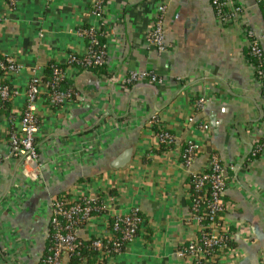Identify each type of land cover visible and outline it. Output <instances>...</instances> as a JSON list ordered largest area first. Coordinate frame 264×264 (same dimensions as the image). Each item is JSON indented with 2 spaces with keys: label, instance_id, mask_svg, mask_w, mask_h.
<instances>
[{
  "label": "crops",
  "instance_id": "0c3cea01",
  "mask_svg": "<svg viewBox=\"0 0 264 264\" xmlns=\"http://www.w3.org/2000/svg\"><path fill=\"white\" fill-rule=\"evenodd\" d=\"M239 1L244 22L263 33L261 5L255 0ZM88 2L18 0L11 8L0 0V54L14 56L23 66L19 74L9 77L13 85L23 87L31 66L45 72L51 61H63L70 50H83L85 38L75 28L94 21ZM157 3L109 0L107 62L120 78L138 70L161 77V82L146 79L126 85L120 79L106 83L93 71L69 74L66 80L78 92L74 100L61 106L49 105L44 97L38 101L40 137L53 138L55 145H39L35 160L20 154L4 157L22 96L0 114V264H13L5 255L12 243L22 244L21 264L38 263L49 231L50 199L78 185L94 195L106 188L112 196L110 213L125 212L136 204L144 217L135 239L109 264H193L177 250L198 233L191 216L189 174L206 164V145L221 160L234 164L227 169L228 185L223 191L227 207L222 213L232 231L233 257H220L216 264H264V100L248 63L241 24L220 22L210 0H168L163 16L167 49L157 51L145 37ZM261 43L264 50V37ZM202 86L209 96L196 107L195 94ZM104 110L112 116L107 121ZM9 114L14 117L11 123ZM153 115L179 134L177 143L187 134L201 141L203 151L190 165L181 164L173 151H158L150 122ZM189 115L194 116L191 125ZM201 120L208 123L205 133L196 127ZM101 125L102 144L92 158L88 152H76L65 161L57 158L61 146L84 152L81 149ZM255 139L262 140V154L250 158ZM127 147L132 150L129 161L122 167L109 166ZM27 182L31 187L19 194L15 205L12 191ZM106 225L102 214L94 215L79 234L86 239Z\"/></svg>",
  "mask_w": 264,
  "mask_h": 264
},
{
  "label": "built area",
  "instance_id": "2783aa9c",
  "mask_svg": "<svg viewBox=\"0 0 264 264\" xmlns=\"http://www.w3.org/2000/svg\"><path fill=\"white\" fill-rule=\"evenodd\" d=\"M5 2L13 8L18 0H5ZM108 2L109 0H89L88 12L94 17V21L75 28L77 33L85 38L86 43L83 50L81 52L70 50L63 61H56L50 65L49 75L43 72L40 67L33 65L29 68V76L23 87L15 86L8 79L11 75L19 74L23 66L14 56L0 54V100L12 102L16 96H22V108L17 117V125L9 130L4 157L20 154L26 159L35 160L38 157L39 145L44 147L55 145L53 138L40 137L41 119L37 109L38 101L44 97L49 105L61 106L74 100L78 92L73 86L64 87L63 81L69 74L79 71L80 66L83 67V71H91L93 67L107 65V72L100 74L106 83H115L119 79L126 85L146 79L152 82H161V77L155 74L149 75L147 71L131 70L120 78L110 70L107 62L109 54L107 38L111 30L107 23ZM167 2L168 0H158L152 22L145 32L148 45L157 51L167 49L163 25ZM255 2L263 5L264 21V0H255ZM210 3L220 22L225 24L239 22L241 24L249 53L256 60L249 57L248 63L253 70V78L259 83L260 95L264 100V50L261 43L264 32L258 34L244 22L241 16L244 6L239 0H210ZM101 37L104 39L101 40ZM195 95V106L200 107L208 98L209 90L202 86ZM6 117L10 123L14 120L12 114ZM102 117L107 121L108 117L112 116L108 110H104ZM150 119L157 146L160 144L166 146L161 152L173 151L181 164L190 165L197 152L203 149L201 141L193 134H187L182 137L180 143H177L176 138L179 134L166 127L159 116L153 115ZM106 121L102 120V123L105 124ZM193 121V115L187 116V124L191 125ZM196 127L205 133L208 123L205 120L197 121ZM103 130L104 125H101L92 132V136L87 140L88 145L81 149L84 152H80V149L78 151L72 149L70 152L61 146L58 149V154L56 153L57 158H64L65 161L76 152L78 154H87L88 152L92 158V155L97 154L100 150L102 144L100 135ZM254 141L249 153L258 157L262 154V143L256 139ZM1 158L0 156V164ZM57 158L54 159L55 162ZM59 164L62 165L61 162ZM233 166V163L221 160L219 154L214 151L211 152L206 164L200 170L190 173L192 174L193 189L197 191L191 205V216L198 224L199 234L194 239L181 244L177 253L179 256L191 258L193 264H201L199 263L201 259H209L210 262L216 264L220 257H233V247L230 244L232 231L220 215V212L227 207L226 201L221 197L228 185L224 172L228 167L232 168ZM84 185L88 187L90 183L85 181ZM27 187H31L30 182L14 188L11 200L15 205L20 202L19 194L22 195ZM111 199V194L104 187L94 195L81 185L61 195L53 196L48 203L50 230L47 237L49 236L50 243L47 246L48 252L42 255L41 260L47 264H68L71 255L79 254L81 251L83 237L79 232L83 225L92 216L101 214L107 219V225L93 236L91 245L99 250L104 260L101 263L97 261L89 263L86 257H82L77 264H109L114 256L121 254L137 236V229L144 217L140 214V209L136 204H133L125 212L110 213L107 206ZM20 248H22V244L12 243L9 248L7 246L6 253L4 251L8 260L13 264H21L23 255Z\"/></svg>",
  "mask_w": 264,
  "mask_h": 264
},
{
  "label": "trees",
  "instance_id": "16d2710c",
  "mask_svg": "<svg viewBox=\"0 0 264 264\" xmlns=\"http://www.w3.org/2000/svg\"><path fill=\"white\" fill-rule=\"evenodd\" d=\"M261 5V8L263 7V5L262 4H260ZM86 25V24H85ZM104 39V37H101V40H103ZM246 53H247V56H248V58L250 57L252 60H254V61H256L251 55H250V53H249V48L247 47L246 48ZM54 63V61H51L49 64H48V66L45 68V73H47L48 75L50 74V65L51 64H53ZM82 66H80V68H79V71H83L82 70ZM91 71H93L95 74H101L102 72H107V65H102V66H97V67H93L92 69H91ZM66 83H68V84H66ZM129 85V84H128ZM63 86L64 87H68V86H72L69 82H68V80H64L63 81ZM9 106H10V100H0V114L1 113H6V112H8L9 111ZM155 128H157V125H155ZM259 143H261L262 142V140L261 139H258L257 140ZM263 147V146H262ZM164 148H166V146H164L163 144H160L159 146H158V151L160 152V151H162ZM205 150L208 152V157H209V155L211 154V152H214L215 150L214 149H212L211 147H209V145H206L205 146ZM203 151V149L201 150V151H199V152H197V154H199V153H201ZM207 157V158H208ZM249 157L250 158H253L254 156L253 155H251L250 153H249ZM224 175L226 176V178L228 177V170H226L225 172H224ZM191 178H192V174H189V184H190V192H191V194H190V196H189V200H190V208H191V205H192V203H193V197L195 196L194 194H196L197 193V191H195L194 189H193V185H192V183H191ZM200 192H202V191H200ZM59 195H61L60 193H59ZM221 197L223 198L224 197V193L222 192V194H221ZM224 199V198H223ZM224 212V210L223 211H221L220 212V215L222 216V213ZM140 214L142 215V212L140 211ZM143 216V215H142ZM110 219V218H109ZM142 223V222H141ZM140 226H141V224L139 225V227H138V229H137V232H139V229H140ZM49 230H50V227H49ZM199 232V231H198ZM198 234L199 233H197V236H198ZM92 239H93V236H89L88 238H83L82 240H83V245H82V248H81V251H80V253L79 254H73V255H71V257L68 259V264H77V263H79L80 262V259L82 258V257H86V259H87V261L89 262V263H91V262H93V261H97V262H99V263H101L103 260H104V257L103 256H101V254H100V252H99V250L98 249H96V248H94V247H92V245H91V241H92ZM49 243H50V241H49V236L47 237V239H46V241H45V247H44V251H43V255L45 254V253H47L48 252V250H47V246L49 245ZM124 249V248H123ZM199 263H201V264H213L212 262H210V260L209 259H207V260H205V259H201V260H199ZM37 264H47L46 262H44V261H42L41 259L38 261V263Z\"/></svg>",
  "mask_w": 264,
  "mask_h": 264
},
{
  "label": "water",
  "instance_id": "95a60500",
  "mask_svg": "<svg viewBox=\"0 0 264 264\" xmlns=\"http://www.w3.org/2000/svg\"><path fill=\"white\" fill-rule=\"evenodd\" d=\"M132 150L130 147L122 150L117 156L113 158V160L109 161V166L118 168L124 166L131 157Z\"/></svg>",
  "mask_w": 264,
  "mask_h": 264
}]
</instances>
